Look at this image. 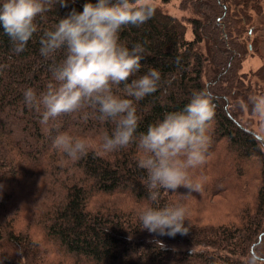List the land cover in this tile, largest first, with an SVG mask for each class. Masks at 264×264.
I'll return each instance as SVG.
<instances>
[{
    "label": "trees",
    "instance_id": "trees-1",
    "mask_svg": "<svg viewBox=\"0 0 264 264\" xmlns=\"http://www.w3.org/2000/svg\"><path fill=\"white\" fill-rule=\"evenodd\" d=\"M83 3L76 0L70 7L82 10ZM180 4L193 16L179 18L155 5L153 18L122 28L119 38L129 48L141 43L146 50L141 71L132 78L151 67L161 72L157 91L136 102V137L166 112L181 110L194 90L207 88L215 105L208 135L218 145L239 148L232 151L236 159L207 152L206 163L190 170L203 185L198 194L182 197L183 188L162 192L161 204L186 205L188 234L160 236L139 228V212L151 201L146 172L137 167L135 138L126 148L104 152L102 138L114 125L101 122L91 109L42 125L41 114L25 104L24 91L46 90L54 82L53 64L64 56L61 50L46 59L39 51L42 32L69 10L52 0L23 52L12 51L0 28V264H264V142L242 125L231 103L243 92V60L260 55L264 25L250 28L248 9L260 16L264 11L257 0ZM61 132L84 139L88 154L71 160L57 151L52 141ZM215 192L233 198V212L227 221L201 224L192 209Z\"/></svg>",
    "mask_w": 264,
    "mask_h": 264
},
{
    "label": "clouds",
    "instance_id": "clouds-1",
    "mask_svg": "<svg viewBox=\"0 0 264 264\" xmlns=\"http://www.w3.org/2000/svg\"><path fill=\"white\" fill-rule=\"evenodd\" d=\"M76 0H58L69 9L39 37L44 58L63 51V59L52 66L54 82L37 93L27 88L25 104L41 114L42 125L62 114L84 108L97 113L101 122H111V134L105 133L101 148L113 152L135 141L137 167L146 172L145 187L151 204L139 212L141 230L160 236L187 235V207L182 202L161 204L162 192L182 197L202 191V183L193 179L192 169L206 163L209 124L214 116L212 93L194 90L189 102L177 111L164 114L136 137L140 117L136 102L155 93L161 72L155 67L136 78L142 68L145 47L136 43L129 48L120 42L122 28L140 26L153 18L154 0H84L82 10L70 7ZM52 0H0V28L8 37L14 53H21L38 32L37 17L48 11ZM122 86V87H121ZM252 112L264 120V95L249 97ZM53 147L68 159L78 160L88 154V143L68 132L52 141ZM164 248L163 241L156 240ZM193 251V249H192Z\"/></svg>",
    "mask_w": 264,
    "mask_h": 264
},
{
    "label": "rangeland",
    "instance_id": "rangeland-1",
    "mask_svg": "<svg viewBox=\"0 0 264 264\" xmlns=\"http://www.w3.org/2000/svg\"><path fill=\"white\" fill-rule=\"evenodd\" d=\"M258 4L262 6L264 11V0H257ZM181 0H171L170 3L162 4L159 1H154L155 5L161 7L164 11L175 15L179 18H189L193 16V10L191 8H185L180 4ZM231 9H235L236 6H233V3H229ZM250 11L251 16L253 17L251 23H249V27L264 25V16L258 15L252 9H248ZM259 16V18H258ZM263 36V35H262ZM187 37H192V29L191 25L188 26ZM260 37V35H259ZM264 38V36H263ZM252 40V38H251ZM253 45V42H252ZM250 48H252L250 46ZM260 48V46H259ZM256 56L254 53L249 54L243 60L241 68L239 70V77L242 83L241 90H243L242 94L237 96V101L234 102L232 100V104H236L237 108H232L234 112L237 114L239 121L245 126L247 129L252 130L254 134L259 138L260 141L264 142V120L260 117L256 116L251 109V105L248 103L249 97L253 95H264V66L259 68L258 70H254L250 65L246 64V68L244 62L247 59L254 58ZM231 101V100H230ZM64 120H61L60 124H63ZM217 141L214 140L211 136H209V145H208V152L210 153H222L225 155L226 153L231 154L236 159L235 153H238L237 150L239 148L235 147L234 149H230L228 145L226 146V142L223 144L221 143L218 145ZM235 152V153H232ZM250 175L253 176L252 172H249ZM248 180V179H247ZM231 182V181H227ZM227 184V183H226ZM198 194V193H195ZM217 194V195H216ZM226 195H220V193L215 192L212 194L211 197L204 202L203 205L197 206V208H193L191 215L196 220L200 221L201 224H205L207 222H224L225 220L231 216L232 211V197H227ZM100 197H96L94 199V203L99 202ZM195 210V211H194ZM230 213V214H229ZM176 247H182V245H175Z\"/></svg>",
    "mask_w": 264,
    "mask_h": 264
},
{
    "label": "crops",
    "instance_id": "crops-1",
    "mask_svg": "<svg viewBox=\"0 0 264 264\" xmlns=\"http://www.w3.org/2000/svg\"><path fill=\"white\" fill-rule=\"evenodd\" d=\"M259 35H260V43H259L260 55H256L254 56V58L247 59L243 64L245 65L244 68H246V64L250 65L254 70H258L259 68L264 66V38H263L264 32H260Z\"/></svg>",
    "mask_w": 264,
    "mask_h": 264
}]
</instances>
